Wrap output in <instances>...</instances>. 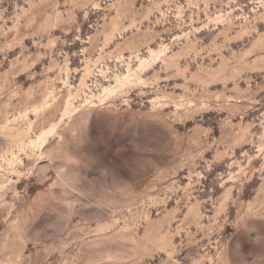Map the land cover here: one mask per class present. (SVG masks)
Here are the masks:
<instances>
[{
    "label": "rangeland",
    "instance_id": "rangeland-1",
    "mask_svg": "<svg viewBox=\"0 0 264 264\" xmlns=\"http://www.w3.org/2000/svg\"><path fill=\"white\" fill-rule=\"evenodd\" d=\"M0 264H264V0H0Z\"/></svg>",
    "mask_w": 264,
    "mask_h": 264
}]
</instances>
